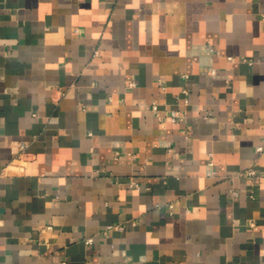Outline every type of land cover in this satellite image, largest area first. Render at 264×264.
Listing matches in <instances>:
<instances>
[{
    "label": "crops",
    "instance_id": "crops-1",
    "mask_svg": "<svg viewBox=\"0 0 264 264\" xmlns=\"http://www.w3.org/2000/svg\"><path fill=\"white\" fill-rule=\"evenodd\" d=\"M0 264H264V0H0Z\"/></svg>",
    "mask_w": 264,
    "mask_h": 264
},
{
    "label": "built area",
    "instance_id": "built-area-1",
    "mask_svg": "<svg viewBox=\"0 0 264 264\" xmlns=\"http://www.w3.org/2000/svg\"><path fill=\"white\" fill-rule=\"evenodd\" d=\"M159 83L161 84L162 88H165V86L163 85V82H162L161 80H159ZM184 93L187 94V90H184ZM152 110H153V112L156 114V116H158L159 118H162V112H161V110L159 109L158 105L154 104V105L152 106ZM178 116H179V112H176L175 114H173V115L171 116V119H172L173 121H175V120L177 119ZM262 149H263L262 146H259V147H258V150H259V151H261ZM247 174H248V175H255L256 172H255V170H254L253 168H250L249 170H247ZM112 228H119V229H122L123 226H122V225H117V226L109 225V226H107V229H112ZM87 242H88V243H92V242H93V238H88V239H87Z\"/></svg>",
    "mask_w": 264,
    "mask_h": 264
}]
</instances>
